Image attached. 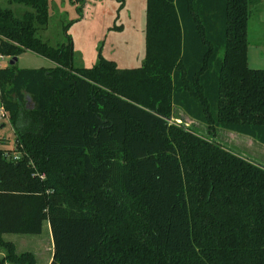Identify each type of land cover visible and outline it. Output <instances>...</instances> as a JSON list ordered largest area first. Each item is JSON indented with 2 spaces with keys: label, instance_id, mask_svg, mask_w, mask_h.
I'll list each match as a JSON object with an SVG mask.
<instances>
[{
  "label": "trees",
  "instance_id": "1",
  "mask_svg": "<svg viewBox=\"0 0 264 264\" xmlns=\"http://www.w3.org/2000/svg\"><path fill=\"white\" fill-rule=\"evenodd\" d=\"M18 16L0 6V55L32 51L53 67L0 68L19 160L0 147V247L37 264L6 232L51 227L50 264H264V166L214 140L264 143V69L248 65L250 0H146L142 65L39 37L49 0ZM123 1V0H122ZM208 139L171 123L173 110ZM0 259V263H4Z\"/></svg>",
  "mask_w": 264,
  "mask_h": 264
},
{
  "label": "rangeland",
  "instance_id": "2",
  "mask_svg": "<svg viewBox=\"0 0 264 264\" xmlns=\"http://www.w3.org/2000/svg\"><path fill=\"white\" fill-rule=\"evenodd\" d=\"M0 6L13 9L18 16L31 9L9 0H0ZM49 8V24L46 29L39 30L37 35L53 46L67 43L70 39L75 66H93L100 53L116 60L120 67L142 65L145 56L146 0H49ZM255 29L260 32L248 47V65L264 69V14L263 23L257 24ZM10 60V56L0 59V67L7 66ZM18 66L49 68L55 63L27 50L18 56ZM4 122L5 126L1 127ZM170 122L182 124L213 140L206 125L188 118L181 110L174 108ZM214 140L232 152L264 166V143L253 137L218 129ZM0 147L8 152L16 149V134L9 119L0 121ZM48 224L45 221L42 232L38 234L8 232L4 236L16 242L18 251L33 250L37 262L47 264L53 249Z\"/></svg>",
  "mask_w": 264,
  "mask_h": 264
},
{
  "label": "crops",
  "instance_id": "3",
  "mask_svg": "<svg viewBox=\"0 0 264 264\" xmlns=\"http://www.w3.org/2000/svg\"><path fill=\"white\" fill-rule=\"evenodd\" d=\"M255 10V13H253V11ZM255 14V18L253 19V15ZM263 14H264V0H250V14H249V30H248V39H249V45L254 42L253 41V38L254 36L256 35H259V32L260 31H257L255 28L257 27V24H261L263 23ZM145 57V56H144ZM6 56H2L0 57V59H5ZM116 61V60H115ZM117 62V61H116ZM10 63V62H9ZM8 63V64H9ZM7 64V65H8ZM118 64V63H117ZM119 66V65H118ZM83 67H90V66H83ZM120 67V66H119ZM1 68V67H0ZM122 68H132V67H122ZM1 102V101H0ZM176 110H181L188 118L194 120L195 122L199 123V124H202V125H205L199 121H196L195 119L191 118L190 116H188L181 108L179 107H175ZM5 126V122L1 124V127H4ZM250 139V138H249ZM49 223V222H48ZM49 227H50V224H48ZM50 230H51V227H50ZM8 233V232H6ZM52 233V231H51ZM5 234V233H4ZM3 234V236H4ZM29 234V233H27ZM5 238V236H4ZM6 240H9V241H13L16 245V250H17V244L14 240H11V239H7L5 238ZM52 242H53V249H52V253L50 254V257H49V260L47 262V264H50L52 258H53V254H54V241H53V235H52ZM29 247V246H28ZM18 251V250H17ZM23 251H32L34 252L33 250H23ZM18 252H22V251H18ZM35 256H36V253L34 252ZM0 259H4L5 262L4 263H0V264H21V263H15V262H12L8 259H6V249L3 248V247H0ZM36 263L39 264L37 262V256H36Z\"/></svg>",
  "mask_w": 264,
  "mask_h": 264
},
{
  "label": "built area",
  "instance_id": "4",
  "mask_svg": "<svg viewBox=\"0 0 264 264\" xmlns=\"http://www.w3.org/2000/svg\"><path fill=\"white\" fill-rule=\"evenodd\" d=\"M0 57H2V55H0ZM9 116H10L9 111L7 110L5 105L2 102H0V121H5L9 119ZM21 155H22L21 152L17 151L16 149L13 152L6 151V156L13 160H19Z\"/></svg>",
  "mask_w": 264,
  "mask_h": 264
},
{
  "label": "water",
  "instance_id": "5",
  "mask_svg": "<svg viewBox=\"0 0 264 264\" xmlns=\"http://www.w3.org/2000/svg\"><path fill=\"white\" fill-rule=\"evenodd\" d=\"M16 60H18V57H15L14 59H11V60H10V63H11V64H14Z\"/></svg>",
  "mask_w": 264,
  "mask_h": 264
}]
</instances>
